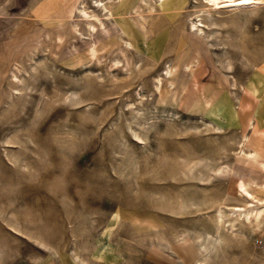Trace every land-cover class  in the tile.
Returning <instances> with one entry per match:
<instances>
[{"label": "rangeland", "instance_id": "rangeland-1", "mask_svg": "<svg viewBox=\"0 0 264 264\" xmlns=\"http://www.w3.org/2000/svg\"><path fill=\"white\" fill-rule=\"evenodd\" d=\"M108 1L0 0V264H91L108 227L129 263L264 264V128L231 114L264 0Z\"/></svg>", "mask_w": 264, "mask_h": 264}, {"label": "crops", "instance_id": "crops-1", "mask_svg": "<svg viewBox=\"0 0 264 264\" xmlns=\"http://www.w3.org/2000/svg\"><path fill=\"white\" fill-rule=\"evenodd\" d=\"M237 98V111L232 112V118L235 121L237 119L238 125L241 130L244 131L246 125V119H251V125L256 124L259 128H264V83L257 84L255 86H244L242 90L238 92ZM246 106L243 108L242 106ZM236 117V118H235ZM252 129V126L247 129L246 132L249 133V130ZM259 153L257 156V160H251L241 157L236 161V168L238 177L241 179L242 170L241 168L246 169V173L261 170L260 161L264 160L263 154L258 150H254ZM263 157V158H262ZM257 163V164H254ZM240 165H237V164ZM241 166V167H240ZM235 176V175H234ZM255 178V177H253ZM237 180V177L235 178ZM250 179V178H249ZM252 179V178H251ZM236 182V181H235ZM116 230L114 228H106L101 233L98 234L97 239L94 242L93 252L95 253V258L93 257L91 260V264H160L156 260H152L151 258L143 257L139 262H126V252L124 255L119 252V248L121 242L116 237ZM78 255L75 256L70 255L69 258H64V260H55L49 259L44 262H40L39 264H86L83 257L77 258ZM150 257V256H149ZM84 261V263L82 262Z\"/></svg>", "mask_w": 264, "mask_h": 264}, {"label": "bare ground", "instance_id": "bare-ground-1", "mask_svg": "<svg viewBox=\"0 0 264 264\" xmlns=\"http://www.w3.org/2000/svg\"><path fill=\"white\" fill-rule=\"evenodd\" d=\"M102 1V0H101ZM112 1H116V0H109L108 2H112ZM120 1V0H119ZM122 1V0H121ZM162 1V3H164V2H166L167 0H161ZM117 2V1H116ZM98 3V2H97ZM246 5L247 6H252L253 5V3L251 2V1H247V3H246ZM97 7L98 6H102L103 7V10H107V8H108V6L106 5V3H102V2H100V3H98L97 5H96ZM157 7L161 10V8L159 7V5H157ZM227 8V7H226ZM83 13L82 14H84V16H85V18L86 17H88L89 16V12L86 10V8H84L83 9V11H82ZM113 13H111V15H112ZM210 15V14H209ZM83 16V17H84ZM90 16H95V17H97V14H90ZM111 18V17H110ZM88 20H95V18H91V17H89L88 18ZM102 22V21H101ZM202 23V22H201ZM213 23V22H212ZM102 25H104V23L102 22L101 23ZM88 25H89V29L91 28L93 31L96 29V25L94 24V23H92V22H89L88 23ZM209 25V24H208ZM201 26H202V24H198V23H196V22H193V24H192V29L193 30H195V31H202V30H204V29H202L201 28ZM90 31V30H89ZM92 31V32H93ZM199 32V33H200ZM201 34V33H200ZM92 51H94L93 49H92ZM243 141H245V140H243ZM245 144V143H244ZM244 150V149H243ZM250 152V151H249ZM247 154V153H246ZM249 155H254L255 153H248ZM263 165H264V163H263ZM216 171L217 172H219L220 174L221 173H223V174H225V173H229L230 171H231V168H229L228 166L227 167H222V166H219V167H217L216 168ZM250 184V181H248V180H244L243 178H241L240 179V182H239V186L242 188V190H245L246 192H248V193H250L252 196L254 195L253 193H251V192H249V190L247 189V186ZM258 185H260V187H262V188H264V180L262 181V182H260V183H258ZM262 212H263V210H257L256 209V212H255V215L253 216V212L251 211V212H248V213H246V218H247V221H249L250 223H252V224H254V223H256V222H259L260 221V216H261V214H262ZM234 213H236V215H237V212L236 211H234ZM224 217H223V215L222 216H220V219L222 220ZM253 218H254V220H253ZM231 219V218H230ZM237 217H234L233 219H231V221L233 222V224L235 225V223H237ZM258 224V223H257ZM256 224V225H257ZM237 228H235V230L232 232V235L233 234H236L237 233V230H236ZM217 232L219 231L220 232V229H217L216 230ZM221 233V232H220ZM217 236V235H216ZM219 236V235H218ZM210 237V236H209ZM215 237V236H214ZM218 239H219V237H218ZM213 240H214V238H213ZM217 240V239H216ZM218 241V240H217ZM205 248V247H204ZM205 250H206V248H205ZM209 252V251H208ZM205 261V260H204ZM201 263V262H200ZM202 264V263H201ZM203 264H206V263H204L203 262Z\"/></svg>", "mask_w": 264, "mask_h": 264}]
</instances>
